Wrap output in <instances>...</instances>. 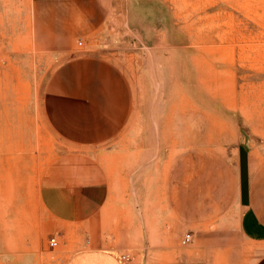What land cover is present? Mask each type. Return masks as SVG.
I'll use <instances>...</instances> for the list:
<instances>
[{"label": "rangeland", "instance_id": "374dc122", "mask_svg": "<svg viewBox=\"0 0 264 264\" xmlns=\"http://www.w3.org/2000/svg\"><path fill=\"white\" fill-rule=\"evenodd\" d=\"M0 23L7 24V0H0ZM93 40L95 52L127 79L134 109L117 137L89 146L58 137L43 116L52 57L27 52L7 59L0 51V264H60L80 245L43 223L40 185L52 164L63 166L56 176L73 177L83 174L77 167L84 156L99 163L102 153L108 161V152L155 143L159 154L136 172L137 195L129 164L110 172L125 200L151 197V167L159 177L165 154L172 157L173 197L235 199V173L244 184L249 167L264 158V0H110ZM202 167L212 181L197 179ZM123 255L122 262L131 261Z\"/></svg>", "mask_w": 264, "mask_h": 264}, {"label": "crops", "instance_id": "0c3cea01", "mask_svg": "<svg viewBox=\"0 0 264 264\" xmlns=\"http://www.w3.org/2000/svg\"><path fill=\"white\" fill-rule=\"evenodd\" d=\"M109 11L110 0H7V24L0 23V51H7V59L27 52L52 57L41 95L42 113L58 137L78 147L117 137L134 109L124 74L93 48V36ZM141 145L135 143L130 152H108V161L102 153L99 163L84 156L83 166L77 165L81 175L56 176L63 169L57 163L47 169L40 185L43 223L80 244L60 264H264V158L254 170L249 167L244 184L235 173V199H220L218 194L184 199L173 197L167 168L172 157L165 154L159 177L151 167L157 188L151 197L125 200L114 191L119 177L116 180L110 172L121 169L122 161L129 164L137 195L141 161L159 154H153L155 143L144 151ZM114 158L117 165L112 164ZM196 171L201 183L214 179L204 177L203 167ZM158 179L163 188L156 186ZM187 232L192 239L183 246ZM83 238L89 244H81ZM125 253L131 261H121Z\"/></svg>", "mask_w": 264, "mask_h": 264}, {"label": "built area", "instance_id": "2783aa9c", "mask_svg": "<svg viewBox=\"0 0 264 264\" xmlns=\"http://www.w3.org/2000/svg\"><path fill=\"white\" fill-rule=\"evenodd\" d=\"M191 241V235L189 233L184 234L182 238V244H188ZM58 245V241L55 237H51L49 239V246L56 247ZM127 256L123 255L122 260H126Z\"/></svg>", "mask_w": 264, "mask_h": 264}]
</instances>
